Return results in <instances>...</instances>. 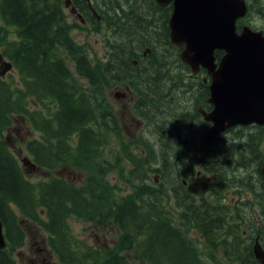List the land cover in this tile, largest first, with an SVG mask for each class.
<instances>
[{"label": "flooded vegetation", "instance_id": "1", "mask_svg": "<svg viewBox=\"0 0 264 264\" xmlns=\"http://www.w3.org/2000/svg\"><path fill=\"white\" fill-rule=\"evenodd\" d=\"M171 8V4L161 6L155 0H83L79 4L63 0V3H59V10L67 24L71 25L68 35L75 33L78 28L88 30L90 35L99 37L98 48L91 55L89 49L77 45L71 38V45H54L50 48L48 60L51 55L58 58L76 88L80 92L84 90L87 94H93L95 114L98 106H110L107 111L109 121L116 120L121 132L120 136L111 133L107 137L114 143L112 153L106 155L108 163L102 162L96 154L94 158L97 166L93 173L94 185L97 186L100 180L103 182L109 194L104 204L112 209V214L104 220L70 215L92 222L96 228L111 227L115 234L112 243L94 242L95 245L88 246L79 241L83 253L88 257L86 264H150L141 256L136 244L139 229L144 248L147 233H156L163 226L171 228L172 234L176 236L180 230L188 238H195L199 245L205 243L208 251L213 250L207 240L210 236L207 235L208 231L220 241L250 235L254 241H264V177L261 172L264 164V125L235 124L207 138L212 126V121L206 118L213 109L209 101L211 75L204 68L193 72L181 60L184 45H177L170 39L168 20ZM121 10L127 13V21L133 22L144 32L143 38L118 40L115 37L119 32L111 31L108 37L106 31L111 26H122L119 19ZM103 15L112 18L117 15V23L107 27ZM239 21L244 22L241 27L247 25L264 34V12L258 7H255L251 16L247 13L236 24ZM237 29L239 31L241 28ZM83 52L87 55L83 56ZM222 54L223 51L215 50L216 61ZM84 69L85 76L82 74ZM14 71L19 76L15 67ZM106 71L113 81L109 82L110 87L106 89L107 98L104 100L101 97L98 101L95 93L99 88V78L104 77ZM93 74L95 84L90 86L89 76ZM28 100V107L34 108L35 102ZM17 116L30 131L31 127L24 117ZM18 118L13 116V122ZM81 125L82 120L79 118L67 125L64 142L68 148L62 154H72L81 144L82 131L72 129ZM92 126L95 128L96 124ZM142 128L143 131L137 133ZM246 128L249 130H244ZM232 132L237 133L232 135ZM35 134L34 131L32 138L38 137ZM250 137L255 140L250 141ZM248 142V145H255L257 153V156L248 155L250 162L245 161L240 153L244 143ZM25 144L22 143L23 150L20 149L16 157L19 159L25 154L34 167L21 165L23 172L25 168L32 171L41 169L25 150ZM11 151L14 154V142ZM61 166V169H55V173L71 187L77 189L86 185L84 172L65 163ZM71 168L78 172L74 173ZM126 170L128 173H124ZM113 171L130 185L131 189L126 184L129 193L117 194L115 183L109 180ZM208 172L212 176L199 177L201 173ZM77 177L81 178L76 185L71 180ZM98 192L96 189L95 194ZM169 193L171 197L175 196L173 202L183 207L178 215L161 201ZM150 204L161 209L164 216H148L153 213L146 212ZM250 205L252 209L244 214L243 211ZM236 218L238 222L232 227ZM242 219L244 227L239 225ZM149 220L153 222L146 223ZM42 242L43 245L32 250L36 261L60 264L46 235ZM214 248L221 246L216 245ZM42 250L45 257L41 256ZM49 251L57 258L54 263L48 260Z\"/></svg>", "mask_w": 264, "mask_h": 264}, {"label": "trees", "instance_id": "2", "mask_svg": "<svg viewBox=\"0 0 264 264\" xmlns=\"http://www.w3.org/2000/svg\"><path fill=\"white\" fill-rule=\"evenodd\" d=\"M71 1L75 4L83 2ZM60 2L63 0H0V54L18 70L21 84L18 86L0 77V220L7 242L6 247L0 248V264H18L14 250L24 245L28 236H33L34 224L45 233L60 264H86L88 257L71 234L67 218L76 215L89 220H104L112 214V209L104 204L109 194L103 182L100 180L97 186L94 185L93 173L97 168L94 158L96 154L102 162L108 163L104 153L107 137L111 133L120 136L121 132L116 120L109 121L110 115L106 118L95 114L93 96L90 98L84 90L80 92L76 88L58 58L51 55L48 60L49 50L54 45H71L68 35L71 25L59 10ZM246 2L248 16L255 7L264 12V1ZM120 12L122 26H111L106 31L108 37L111 31L119 32L115 37L118 40L143 38L144 32L127 21L124 10ZM115 16H102L107 27L117 23ZM243 23L239 21L237 28H241ZM86 55L83 52V56ZM94 55L97 56L96 53ZM112 81L107 71L104 77L99 78L100 89L95 93L98 101L101 97L107 98L106 89ZM89 84H95L94 74L89 76ZM28 99L35 102L34 108L28 107ZM16 114L22 115L38 134L37 138L27 140L25 150L37 166L50 171L47 178L29 179L12 153L10 143L4 138V132L11 127ZM78 118L82 125L72 129L82 131L81 144L72 154H62L68 148L64 142L67 125L75 123ZM249 140L254 141V137ZM248 144L244 143V146ZM249 155L257 156V153L252 150ZM242 157L250 162V156ZM64 163L84 172L87 178L85 186L76 189L59 175L52 174ZM96 189L99 191L97 195ZM150 211L153 213L148 216H164L163 211L152 204L146 209V212ZM149 222L153 220L146 223ZM139 231L136 244L141 256L150 264H259L252 254L254 239L251 235L220 241L208 231L210 236L207 240L212 247L220 245L223 250L221 257L217 258L214 250L205 254L195 238H188L180 230L176 236L168 226L160 227L153 234L149 231L144 248ZM77 244L80 247L76 251Z\"/></svg>", "mask_w": 264, "mask_h": 264}, {"label": "water", "instance_id": "3", "mask_svg": "<svg viewBox=\"0 0 264 264\" xmlns=\"http://www.w3.org/2000/svg\"><path fill=\"white\" fill-rule=\"evenodd\" d=\"M171 4L170 39L184 45L180 57L193 72L204 68L210 75L213 109L207 115L212 126L207 138L235 125H264V34L247 25L238 31L236 22L248 11L246 0H155ZM215 50L223 51L218 61ZM12 63L0 56V76ZM206 116V115H205ZM22 165H31L22 157ZM31 163V164H30ZM264 177V164L261 166ZM0 220V248L6 247ZM252 254L264 264V241L255 239Z\"/></svg>", "mask_w": 264, "mask_h": 264}, {"label": "rangeland", "instance_id": "4", "mask_svg": "<svg viewBox=\"0 0 264 264\" xmlns=\"http://www.w3.org/2000/svg\"><path fill=\"white\" fill-rule=\"evenodd\" d=\"M52 0H50L51 2ZM255 9V8H254ZM253 9V11H254ZM65 12V11H64ZM257 12V10H256ZM66 13V12H65ZM250 19H252V17H249ZM70 39L73 40L77 45H81L82 47H86L87 49H89V53L92 55L93 51H97L98 48V42L99 41V37L90 35V32L85 29H77V31L75 33H71L69 35ZM99 54H101V52H99ZM5 80L11 81L12 83L20 86V77L16 74V72L14 71V68H12L11 71L7 72L5 74V76L2 77ZM82 84H85L84 82H82ZM100 89V87H99ZM87 93V92H86ZM90 98L93 96V94H89ZM110 100V98H109ZM110 108V106L108 105H102V106H98L97 107V114L96 115H100L103 117H106L108 115L107 111ZM117 116V115H116ZM14 118H18L17 114L14 116ZM244 130H249V128H246ZM143 131V128L138 130L137 133H141ZM237 132H232V135L236 134ZM34 131L30 128V131H28V128L26 127V125L21 122L18 118V120L14 119V122L12 120V125L11 128L8 131L4 132V138L8 141V144L10 143V147L12 146L13 142H14V155H17V152L22 149V143L25 144V140L26 139H31L33 137ZM35 135H38L37 133ZM21 140V141H20ZM111 138L106 142V146H105V153L106 155H109L111 153V150L114 146L113 141H110ZM254 150L255 151V145H246L243 146L242 151L240 152L242 155H249V153ZM19 160V159H18ZM22 165V164H21ZM71 167V166H70ZM62 166L60 165L57 169H61ZM73 169L74 173H77L78 170ZM50 171L44 168L41 169H37V170H30L29 168H25L24 169V174L31 180H37L40 178H47V173H49ZM124 173H128V171H124ZM52 174L58 175V173L52 172ZM111 174H113L112 177L109 178L110 182L115 183V188L117 189V194L119 195H125L127 193H129V189L128 187H126V182H124L122 179H120L117 174V172H111ZM84 175V174H83ZM82 175V176H83ZM212 176L211 173H201L199 175V177H206L208 178V176ZM81 176V177H82ZM85 176V175H84ZM81 177H77L73 181L76 185L80 183V178ZM197 178V177H196ZM205 178V179H206ZM129 185V184H128ZM130 187V185H129ZM131 189V187H130ZM175 196L173 195L171 197L170 193L168 196H163L162 197V202H165L166 205H168L169 209L172 210V212L175 215L180 214V211L182 210V206L178 204H175L173 202V198ZM245 199V197H244ZM177 206V207H176ZM252 209V205H250L246 210L243 211L244 214H248V210ZM178 212V213H177ZM236 216H238L237 214H235ZM236 222H238L237 218L234 220V223L232 225V227H235L236 225H234ZM67 225L70 229L71 234L81 243H83L84 245H90L93 244L95 245L94 242L103 244V243H112V241L115 239V234L113 232V230L111 229V227H104V228H96V226L92 223V222H88V221H84L81 220L78 217L75 216H70L67 219ZM239 225H241V227H244V219H242L241 223H239ZM32 233L33 236H28L26 243L23 247H19L17 249L14 250V257L16 258V261L18 264H42L40 261H36V255L35 252H33L32 250L38 246V245H43L42 239H45V235L44 232H42L35 224L32 227ZM98 231V233L96 232ZM202 251L207 254L209 253V251L206 249V244L203 243L202 244ZM215 256L217 258H220L221 255L223 254V250L221 248H213ZM41 256L45 257V252L44 250L41 251ZM48 260L50 263H54L55 261H57V258L54 257L53 253L51 251L48 252ZM239 264V263H237Z\"/></svg>", "mask_w": 264, "mask_h": 264}, {"label": "bare ground", "instance_id": "5", "mask_svg": "<svg viewBox=\"0 0 264 264\" xmlns=\"http://www.w3.org/2000/svg\"><path fill=\"white\" fill-rule=\"evenodd\" d=\"M125 57V56H124ZM111 72V71H110ZM167 80V79H166ZM255 140V139H254Z\"/></svg>", "mask_w": 264, "mask_h": 264}]
</instances>
